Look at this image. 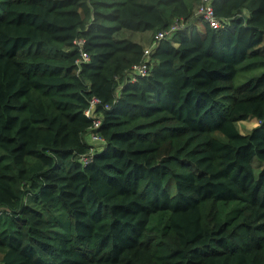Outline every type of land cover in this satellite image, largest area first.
Instances as JSON below:
<instances>
[{"label":"trees","instance_id":"obj_1","mask_svg":"<svg viewBox=\"0 0 264 264\" xmlns=\"http://www.w3.org/2000/svg\"><path fill=\"white\" fill-rule=\"evenodd\" d=\"M200 1L0 0V264H264V0Z\"/></svg>","mask_w":264,"mask_h":264},{"label":"built area","instance_id":"obj_2","mask_svg":"<svg viewBox=\"0 0 264 264\" xmlns=\"http://www.w3.org/2000/svg\"><path fill=\"white\" fill-rule=\"evenodd\" d=\"M195 13L197 16L203 17L205 20L209 22L211 27L214 28H221V27H230V22L228 19H220L213 7V0H201L199 4L197 5L195 9ZM185 24V21H176L173 25H171L169 28L160 29L154 33L152 36V40L149 44H147L144 48L143 53V60L140 63H136L132 66V69L129 70V75L131 76L132 80H135L138 76H144L147 74V72L150 70L151 66L153 65V57L152 53L154 49L158 46V44L163 39H169L172 38L175 31L181 28ZM75 44L78 46L80 51V59L78 62L88 60L89 54L84 48L85 39L84 38H77L75 40ZM98 103H100V99L97 97H94L90 101L89 107L85 110V113L87 116H90L93 118L92 120V126L89 129L88 138L90 142L92 141L95 144H99L97 148L103 149V146L106 142L105 138L99 133L98 128L101 127V115L97 111ZM92 114V115H91ZM91 142V143H92ZM94 144V145H95ZM92 158L91 154H84L79 157V159L87 163Z\"/></svg>","mask_w":264,"mask_h":264},{"label":"rangeland","instance_id":"obj_3","mask_svg":"<svg viewBox=\"0 0 264 264\" xmlns=\"http://www.w3.org/2000/svg\"><path fill=\"white\" fill-rule=\"evenodd\" d=\"M119 37H121V38L130 37V38H133V39H136V40H139V41H141V40L143 41V39H144L145 40L144 42L146 44H149L150 43V38H151V32L150 31L141 32V31L122 30L119 33ZM39 44H43V43H37L36 42V43H34L33 46H39ZM258 124H259L258 119L253 118V117H249V118H246V119H243V120H239L237 122V125H238L239 129L242 132H245L247 130H251L254 127H256ZM88 138H90V137L88 136ZM93 144H95V143H93ZM95 146L98 147L99 144H95ZM259 164L260 163L257 160L254 161V165L256 166V169H255L256 174L259 173L260 168H261V167H258Z\"/></svg>","mask_w":264,"mask_h":264},{"label":"crops","instance_id":"obj_4","mask_svg":"<svg viewBox=\"0 0 264 264\" xmlns=\"http://www.w3.org/2000/svg\"><path fill=\"white\" fill-rule=\"evenodd\" d=\"M250 117H252V116H250ZM249 118V117H248ZM254 118V117H253ZM259 121V120H258Z\"/></svg>","mask_w":264,"mask_h":264}]
</instances>
